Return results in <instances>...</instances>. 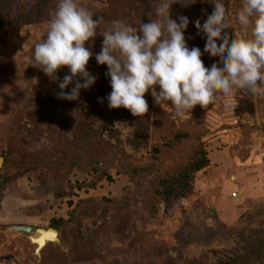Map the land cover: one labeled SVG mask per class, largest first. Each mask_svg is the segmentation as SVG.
<instances>
[{"label":"rangeland","instance_id":"374dc122","mask_svg":"<svg viewBox=\"0 0 264 264\" xmlns=\"http://www.w3.org/2000/svg\"><path fill=\"white\" fill-rule=\"evenodd\" d=\"M14 1L31 10H36L40 2ZM139 1L114 0L113 18L107 15L108 0H77L94 20L100 18V23L97 35L85 43L93 53L87 70L97 79L89 89H81L79 99L74 101L59 99L58 82L31 65L34 47L46 38L58 0H51V17L36 22L22 19L18 31L9 36V21L0 18V156L4 147L29 164L37 159L33 153L48 159L41 157L45 164L51 162V168H44L46 172L51 169L47 179H12L0 187V264H225L227 256L244 252L246 237L264 235V95L237 89L232 94L231 107L225 108L222 101L207 109L197 105L181 119L168 105H157L149 91L145 94L149 110L142 116L141 126L129 110L127 119L113 125V129L104 125L106 130L94 150V154H106L107 161L99 165L102 171H87L85 163H76L77 152H89L93 145L92 134L85 132L93 125L90 114L97 109L95 96L103 85L101 71H108L107 65H99L95 59L102 48L101 32L115 20L138 28L150 19H158L157 0ZM171 3L173 20L179 23L180 16L189 20L185 31L189 48H200L205 67L219 64L218 57L204 53L206 36L198 34L194 23L199 19L203 25L200 18L206 17L207 8L211 10L210 0L203 4V10L195 7V0ZM241 6L232 12L231 27L225 30L232 39L235 33L240 38H250L251 27L245 31L237 20ZM69 74L67 67L57 73L60 80ZM106 77L110 86V77ZM73 86L64 91L70 92ZM158 107L168 113L171 124L189 130L183 138L184 148L193 140V131L203 130L199 143L208 151L211 162L196 175L195 193L190 198L175 203L170 212L161 207L157 215H150L131 190L137 179L118 171L154 162L150 152L151 144L157 140L152 129ZM47 115L48 119L41 118ZM98 125L103 123L95 122V129ZM18 130L22 143L10 144ZM129 139H137L142 145L134 148ZM74 147L77 149L73 152ZM112 152L118 155L111 157ZM172 152L165 151L161 157L170 160ZM2 157L0 168L5 163ZM102 173H109L112 179H102ZM120 198H128L130 203L123 214L108 207ZM73 209L79 210L82 224L66 232L67 243L59 233L61 242L48 243L40 257L35 255L36 245L30 233L10 229L15 225L49 228L51 219L67 220Z\"/></svg>","mask_w":264,"mask_h":264},{"label":"clouds","instance_id":"9594fccd","mask_svg":"<svg viewBox=\"0 0 264 264\" xmlns=\"http://www.w3.org/2000/svg\"><path fill=\"white\" fill-rule=\"evenodd\" d=\"M172 5L171 0H157L158 19L138 28L115 20L101 32L104 39L95 59L108 67L109 109L123 107L142 117L149 110L145 94L151 91L157 105H168L183 119L197 105L207 109L222 101L225 108L231 107L237 89L264 95V0H243L237 13L241 28L247 31L251 27L250 38L235 33L232 39L225 31L231 24L222 0H215L203 25L199 19L194 22L198 34L206 36L204 53L219 58V64L210 68L205 67L199 47L189 48L185 37L189 20L185 16L179 17V23L173 20ZM99 23L100 18L94 20L77 0H58L46 38L34 47L31 65L58 82L59 99L78 100L81 89L95 84L97 78L87 70L93 53L85 43L97 35ZM217 40L222 43L218 45ZM63 67L70 74L60 80L57 73ZM69 85H74L71 91H64Z\"/></svg>","mask_w":264,"mask_h":264},{"label":"trees","instance_id":"16d2710c","mask_svg":"<svg viewBox=\"0 0 264 264\" xmlns=\"http://www.w3.org/2000/svg\"><path fill=\"white\" fill-rule=\"evenodd\" d=\"M206 1L195 0V7L201 9ZM19 2L22 3L21 0H19ZM135 2L138 4L140 1L135 0ZM214 2L215 0H210V3L213 4L211 10L209 11L207 8L206 17L200 18L203 23L206 21L207 16L213 12ZM222 2L225 4L228 13V19L230 20L232 12H234L239 5H242L243 0H222ZM17 3L18 1L14 0H0V18H3L6 22L9 21L10 25L6 36L12 35L18 31V26L20 20L22 19L24 20L25 18H28V20L36 22L40 20V18L46 19L47 16L51 17V0H40V2L37 4L36 10L27 9L24 4H22V6H18ZM108 3L109 9L106 10L107 15H113L114 18V14H112L114 11H116H112L114 0H108ZM19 9L20 13L18 11ZM106 73L107 72L105 70L101 71L100 82H102L103 85L99 86L95 96V105L97 106V109L96 111H92L90 114V121L93 125L90 126V129L88 126L89 130L85 132V135L92 134L93 145L91 146L89 152L79 151L76 155V163H85L84 168H86L87 171L92 172L99 170L102 171V168L99 165H101L100 163L107 161V158L105 157L106 154H104L105 156L97 153L94 154V150L98 149L96 141L98 138H102V131L106 130L104 125L108 127L110 126L113 129V125H116V123H121L127 119V117H125L127 109L123 107L118 109H109L108 107V101L106 97L111 93L112 89L107 83ZM101 100H103V103L100 102ZM167 114L168 113L163 111L160 107L156 108L154 111L155 120L152 133L155 138H157V140L155 139L156 141L151 144L150 152L154 162L150 164L145 163L140 166V168L128 166L123 172L118 171L119 174L127 175L129 179H137L136 187H134V189L131 188V190L140 197L144 209L148 210L147 212L150 215H157L161 207H163L165 212H170V209L171 211L174 209L175 203L180 200H186L190 198L195 193L196 175L201 170L209 167L211 162L208 156V151L204 145L200 146L199 143L203 134V130L201 131L200 129L197 132L196 130L195 132L193 131V140L190 139V145L184 148L183 138L187 137L189 130H187L186 127L178 128L174 123L171 124V122L166 117ZM41 118L46 120L49 118V116L47 115ZM95 122H102L103 125H98L99 128L95 129ZM136 123L141 126L142 117H137ZM187 131L188 133H186ZM12 142L15 144L22 143V137L19 130L15 139L11 140L9 143L12 144ZM60 142H62L64 145L63 140ZM128 143H130L134 148L140 147L142 145V143H140V141L137 139H129ZM87 144L88 142L85 141L84 145L86 146ZM79 145L81 146V144ZM117 146L119 145L117 144ZM1 148L2 153L4 154L1 155L5 157V163L4 166L0 168V187L12 179H32L33 181L36 179V177L47 179L51 176L48 174L51 172V169L48 172H46L44 169L47 167L51 168V162L46 164L45 162H42L43 160L41 157L44 158L42 154H39L41 156L39 158L37 154L33 153L34 157H37V159L35 161L33 160L32 164H29L24 162V160H21L22 158L20 159L19 155L10 153V149L7 150L4 149V147ZM74 149L76 150L77 148H71L73 152L75 151ZM168 150L171 152L175 151L172 152L173 158L170 160L161 157L163 153ZM117 153L118 152H112L110 156L112 157L114 155H118ZM70 154H72L71 151L68 156ZM68 156H66L65 159ZM45 160L49 161L48 159ZM101 175L102 179L104 176H106L104 179H112L109 173L106 175L102 173ZM129 204L128 198H120L119 200L112 201L111 205L108 207L115 212L123 214L129 209ZM79 224H82V220H79L78 209H73L71 211L70 218L67 220L53 218L50 221V226L59 231L60 237L62 238L63 242L66 243L68 241H66V232L71 230L70 227L72 228L79 226ZM246 238L247 239L245 240L244 246L245 248L243 250L244 252L241 253L239 251L232 256H227V258L224 260L225 264H264V235L258 238ZM53 247L60 250V247L58 246ZM219 264L221 263L219 262Z\"/></svg>","mask_w":264,"mask_h":264},{"label":"water","instance_id":"95a60500","mask_svg":"<svg viewBox=\"0 0 264 264\" xmlns=\"http://www.w3.org/2000/svg\"><path fill=\"white\" fill-rule=\"evenodd\" d=\"M3 162H4V158L2 156H0V167L3 165ZM0 180H1V178H0ZM10 229H14L16 231H25L27 233H30L29 238H30V240L32 242L35 241L34 240V237L32 236V234H36L40 230H43V228H37V229H35L33 226H28V225H15L13 227H10ZM48 229L51 230V231H53L54 234H55V236L51 240L45 241L44 244H41V243H39L37 241H35V243L33 242L36 245L35 255L38 256V257L41 256L42 250L44 249V247L48 243H51V242L60 243L61 242L60 237H59V231L57 229L53 228V227H49Z\"/></svg>","mask_w":264,"mask_h":264},{"label":"bare ground","instance_id":"6f19581e","mask_svg":"<svg viewBox=\"0 0 264 264\" xmlns=\"http://www.w3.org/2000/svg\"><path fill=\"white\" fill-rule=\"evenodd\" d=\"M48 230V228H43V230H40L38 233L32 234L34 240L41 244H44L47 240H51L55 236V234L53 231ZM35 241L33 242L35 243Z\"/></svg>","mask_w":264,"mask_h":264},{"label":"built area","instance_id":"2783aa9c","mask_svg":"<svg viewBox=\"0 0 264 264\" xmlns=\"http://www.w3.org/2000/svg\"><path fill=\"white\" fill-rule=\"evenodd\" d=\"M236 195V194H235Z\"/></svg>","mask_w":264,"mask_h":264}]
</instances>
